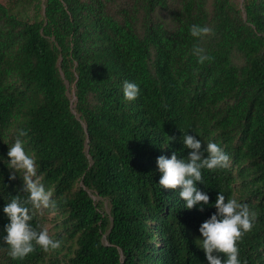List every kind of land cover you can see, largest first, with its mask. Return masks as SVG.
<instances>
[{
    "label": "trees",
    "instance_id": "obj_1",
    "mask_svg": "<svg viewBox=\"0 0 264 264\" xmlns=\"http://www.w3.org/2000/svg\"><path fill=\"white\" fill-rule=\"evenodd\" d=\"M192 24L213 31L193 37ZM197 44L213 59L199 63ZM125 80L141 86L133 101ZM21 129L61 247L13 259L3 206L26 195L6 165ZM183 132L229 154L199 187L256 213L237 244L264 264V0H0V264H208L195 241L215 207L184 208L158 183L157 157L190 151Z\"/></svg>",
    "mask_w": 264,
    "mask_h": 264
},
{
    "label": "clouds",
    "instance_id": "obj_2",
    "mask_svg": "<svg viewBox=\"0 0 264 264\" xmlns=\"http://www.w3.org/2000/svg\"><path fill=\"white\" fill-rule=\"evenodd\" d=\"M213 29L206 24H192L190 34L202 38ZM194 54L198 62L213 59L206 54L198 44L194 45ZM141 91V86L135 80H125L123 83L124 99L135 100ZM27 132L21 129L9 144L7 167L8 179L23 181L22 190L26 195L15 194L3 206V212L8 217L4 225L5 235L2 240L8 246V255L13 259H23L33 252L37 245L43 250H55L61 247V240L49 234L47 227L34 226L31 221L35 210L55 208L52 191L45 188L38 175L39 165L34 154L26 148L23 139ZM168 145L175 140L174 135L166 136ZM183 145L190 151L181 155L173 151L171 156L160 155L156 164L159 172V185L164 189H179V197L184 201V208L214 206L216 211L199 226L202 238L196 239V244L205 252L208 264H246L240 259L239 241L253 227L256 213L251 211L247 203L240 202L234 196L226 198L223 192H218L215 201L210 199L207 191L199 187L204 182L202 170L229 167V154L215 141H204L197 135L183 132ZM206 142V147L204 143ZM207 153V155H205ZM219 253H223L222 258ZM226 257V258H225Z\"/></svg>",
    "mask_w": 264,
    "mask_h": 264
},
{
    "label": "rangeland",
    "instance_id": "obj_3",
    "mask_svg": "<svg viewBox=\"0 0 264 264\" xmlns=\"http://www.w3.org/2000/svg\"><path fill=\"white\" fill-rule=\"evenodd\" d=\"M210 1H212V0H210ZM239 1L243 2V0H239ZM157 15H158V17L163 19L169 27H171V28L174 27V21H173L168 10L158 9ZM233 60L238 65H241L244 61L242 56L238 53L234 54ZM38 212H39V215L41 217L43 227L48 228L50 235H52V236L56 235L57 232L60 230V228L57 225L58 222H60V221L55 217V212H49L47 210V208L46 209H40V210H38Z\"/></svg>",
    "mask_w": 264,
    "mask_h": 264
}]
</instances>
